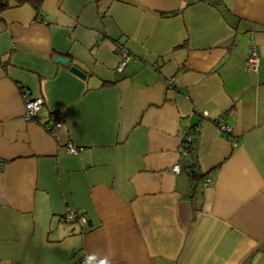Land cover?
Listing matches in <instances>:
<instances>
[{"label": "crops", "instance_id": "crops-1", "mask_svg": "<svg viewBox=\"0 0 264 264\" xmlns=\"http://www.w3.org/2000/svg\"><path fill=\"white\" fill-rule=\"evenodd\" d=\"M250 40L256 71L242 67ZM118 44L129 53L120 71ZM21 88L46 102L32 119ZM52 111L54 135L43 126ZM68 140L81 150L66 153ZM69 209L85 222L64 221ZM84 255L264 264V0H43L39 13L0 11V264Z\"/></svg>", "mask_w": 264, "mask_h": 264}, {"label": "built area", "instance_id": "built-area-1", "mask_svg": "<svg viewBox=\"0 0 264 264\" xmlns=\"http://www.w3.org/2000/svg\"><path fill=\"white\" fill-rule=\"evenodd\" d=\"M117 52L120 55V62L118 63L116 69L120 71L123 66L127 63L129 59V53L126 49V47L122 44H118L116 47ZM259 64V52L256 43L253 40H250L247 45L246 55L243 58L242 67L243 69L247 71H256ZM169 84H171V80L168 81ZM21 93L23 96H25V117L27 119H32L35 116L39 114V112L44 108L46 105V102L44 98L41 95H34L29 96L28 92L25 88H21ZM216 126L220 131H223L225 133H231L232 126L225 122L223 118H218L215 120ZM44 128L48 133L51 135L55 134V129L59 126L58 120L56 121H50L49 123H44ZM186 141H190V136H187L185 138ZM64 150L68 154H75L79 150H81V147H78L72 143V141L68 140L64 144ZM181 155L183 158H186L188 156V150L183 147L181 150ZM172 170L174 172H178L180 170V167L178 163H175L172 166ZM210 178L206 177L204 179V184L209 183ZM62 219L66 222L76 221L80 220L82 222H85V218L83 215H78L73 209L67 210L63 215ZM78 264H89V258L87 256H81L78 260ZM91 264H111V261L106 258H96L91 259Z\"/></svg>", "mask_w": 264, "mask_h": 264}, {"label": "trees", "instance_id": "trees-1", "mask_svg": "<svg viewBox=\"0 0 264 264\" xmlns=\"http://www.w3.org/2000/svg\"><path fill=\"white\" fill-rule=\"evenodd\" d=\"M206 1L208 3L211 4H217L219 3L221 0H203ZM43 0H0V11L9 8V7H13V6H17V5H22V4H29L35 11L36 13L40 12V8L42 5ZM39 15V14H38ZM49 119L46 120L44 123H49L50 121H56L59 120V116L57 115V113L55 111L49 112ZM182 145L183 147H185L187 150L189 149V145H190V141H186L185 137L182 140ZM189 174H191V178H195V174H193V170H192V164L191 161H189Z\"/></svg>", "mask_w": 264, "mask_h": 264}, {"label": "water", "instance_id": "water-1", "mask_svg": "<svg viewBox=\"0 0 264 264\" xmlns=\"http://www.w3.org/2000/svg\"><path fill=\"white\" fill-rule=\"evenodd\" d=\"M54 59L60 63H69V59L66 57H62L61 55H55ZM69 71H71L72 73H74L75 75L81 77V78H85L86 77V73L77 65L74 64H70L68 66Z\"/></svg>", "mask_w": 264, "mask_h": 264}]
</instances>
